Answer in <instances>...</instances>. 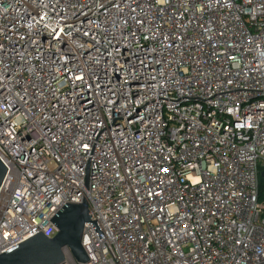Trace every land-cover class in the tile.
I'll return each mask as SVG.
<instances>
[{
    "label": "built area",
    "instance_id": "1",
    "mask_svg": "<svg viewBox=\"0 0 264 264\" xmlns=\"http://www.w3.org/2000/svg\"><path fill=\"white\" fill-rule=\"evenodd\" d=\"M0 159V254L264 264V0H0Z\"/></svg>",
    "mask_w": 264,
    "mask_h": 264
},
{
    "label": "water",
    "instance_id": "2",
    "mask_svg": "<svg viewBox=\"0 0 264 264\" xmlns=\"http://www.w3.org/2000/svg\"><path fill=\"white\" fill-rule=\"evenodd\" d=\"M7 170L0 159V190ZM91 217L86 199L80 203H66L51 219L58 229L55 236L39 232L0 254V264H63L67 251L76 261L88 262L90 257L82 244L86 223L92 222L100 238H105L97 219L93 221Z\"/></svg>",
    "mask_w": 264,
    "mask_h": 264
},
{
    "label": "trees",
    "instance_id": "3",
    "mask_svg": "<svg viewBox=\"0 0 264 264\" xmlns=\"http://www.w3.org/2000/svg\"><path fill=\"white\" fill-rule=\"evenodd\" d=\"M259 199L260 200H264V177L260 176V180H259Z\"/></svg>",
    "mask_w": 264,
    "mask_h": 264
},
{
    "label": "snow or ice",
    "instance_id": "4",
    "mask_svg": "<svg viewBox=\"0 0 264 264\" xmlns=\"http://www.w3.org/2000/svg\"><path fill=\"white\" fill-rule=\"evenodd\" d=\"M80 79H82V77H79Z\"/></svg>",
    "mask_w": 264,
    "mask_h": 264
}]
</instances>
